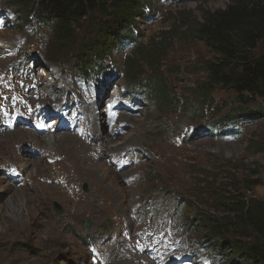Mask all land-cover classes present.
I'll return each mask as SVG.
<instances>
[{
	"label": "rangeland",
	"instance_id": "1",
	"mask_svg": "<svg viewBox=\"0 0 264 264\" xmlns=\"http://www.w3.org/2000/svg\"><path fill=\"white\" fill-rule=\"evenodd\" d=\"M229 2L154 0L151 17L138 22L143 43L174 29L172 45L159 62L168 91L187 95L204 80L203 63L212 56L200 40L181 34L185 20H200L201 11L222 9ZM19 13L9 0H0V91L9 92L0 101V264H112V250L101 246L115 237L121 246L132 242V250L145 256L132 264H237L209 250L216 246L201 221L226 215L220 199L227 197L229 184L243 197H264V119L238 122L227 133L207 132L213 116L219 118L235 104L233 92L218 87L210 94L214 110H206L196 96L183 100L180 109L140 102L125 89L120 73L134 53L130 46L105 59L109 78L94 88L73 90L77 80L71 64L63 59L53 64L44 57L51 30L34 26L32 19L21 23ZM83 38L79 30L78 45ZM262 53L264 39L252 51ZM172 65H180L181 73L167 74ZM143 70L149 71L147 66ZM66 94L74 101L65 100ZM81 117L94 119L91 134L86 132L90 144L72 136L59 140L64 133L81 131ZM15 127L24 129L26 137L13 140L3 133ZM99 133L109 138L105 150L97 149L101 142L93 138ZM48 136L57 137L52 145L45 142ZM81 147L90 148L89 154L82 153L83 163L76 161ZM58 175L65 188L52 182ZM100 182L122 200L121 211L95 193ZM84 219L91 220V229H84ZM143 219L152 236L146 247L140 226L135 231Z\"/></svg>",
	"mask_w": 264,
	"mask_h": 264
},
{
	"label": "trees",
	"instance_id": "2",
	"mask_svg": "<svg viewBox=\"0 0 264 264\" xmlns=\"http://www.w3.org/2000/svg\"><path fill=\"white\" fill-rule=\"evenodd\" d=\"M9 1L20 9L21 23L32 19L51 30L52 39L44 57L53 64L63 59L77 74L105 79L110 69L105 61L115 51L130 46L134 53L125 58L121 71L126 90L155 103L159 109H180L185 104L183 100L196 96L206 110H214L210 94L218 87L232 91L235 104L219 118L213 116L209 129L218 131L230 124L264 119V53L252 54L264 39V0H230L222 9L201 11L200 20H185L181 34L200 40L212 56L203 63L204 80L187 89L184 96L168 91L167 80L160 73L159 62L172 45L174 29L163 30L158 40L140 42L137 24L151 17L154 0ZM79 30H83L84 38L78 45ZM74 47L78 51L73 54ZM200 110L201 107L198 113ZM229 186L227 197L220 199L226 215L198 219L206 237L216 246L209 250L222 261L264 264V197L246 198L234 188L236 185Z\"/></svg>",
	"mask_w": 264,
	"mask_h": 264
},
{
	"label": "bare ground",
	"instance_id": "3",
	"mask_svg": "<svg viewBox=\"0 0 264 264\" xmlns=\"http://www.w3.org/2000/svg\"><path fill=\"white\" fill-rule=\"evenodd\" d=\"M24 74V73H23ZM25 75V74H24ZM17 78V77H16ZM27 78V77H26ZM27 81V80H26ZM28 82V81H27ZM26 83V82H25ZM24 83V84H25ZM14 84V83H13ZM14 86V85H13ZM16 86V85H15ZM18 87V86H17ZM25 86H23V88H24ZM10 88V87H9ZM35 88V87H34ZM32 92V91H31ZM8 100V99H7ZM9 101V100H8ZM14 101V100H13ZM25 101H26V99H25ZM32 103V102H31ZM44 103V102H43ZM42 103V104H43ZM33 104V103H32ZM8 105H11V104H8ZM7 107V106H6ZM33 107V106H32ZM8 109V108H7ZM106 109V108H105ZM11 110V109H10ZM1 111V110H0ZM16 113V112H15ZM105 113V112H104ZM106 114V113H105ZM87 116V115H86ZM93 116V115H92ZM28 118H29V116H28ZM40 118V117H39ZM111 118V117H110ZM36 119H38V118H36ZM116 119H119V116H117L116 117ZM94 120V119H93ZM92 119H87V117L85 118V117H81V118H78V122H79V124H81V123H83V126H82V129H81V131H77V134L75 133V132H73L74 133V135H69V134H62L61 136H58V139L59 140H63L64 142H66L67 140H70L71 139V136L72 137H74L75 139H79V140H81L84 144H90V143H88V138H87V136H86V132L88 131L89 133H90V130H88V127L90 128V126L89 125H94V123L92 122L93 121ZM130 120H134L133 118H131ZM1 122V121H0ZM96 122V121H95ZM32 123V122H31ZM118 123V122H117ZM25 125H26V123H25ZM35 125V124H34ZM62 125H64V124H62ZM62 125H60V129H64L63 128V126ZM74 125V124H73ZM82 125V124H81ZM22 126V125H21ZM75 126V125H74ZM78 126V125H77ZM86 127V128H84L85 130H83V127ZM35 129L36 130H42V128L41 127H35ZM34 129V130H35ZM0 130H1V128H0ZM3 130V129H2ZM20 129H16V127L14 128V129H12V130H8V131H4L3 133H5L6 135H11V137H12V139L14 138V139H22V138H24V137H26V132H25V130L23 131V130H21V131H23V132H21V131H19ZM30 130V129H29ZM77 130H80V129H77ZM70 131V130H69ZM26 134V135H25ZM91 134V133H90ZM93 134V133H92ZM107 135V134H106ZM1 136V135H0ZM89 136H91V135H89ZM104 135L102 134V133H99L98 135H96V137L94 136L93 138H96L97 139V141L99 140L101 143L99 144V143H96V145H97V149L98 148H102V150H105V149H107L109 146H111V144H110V141H109V138H107V136L106 137H103ZM92 137V136H91ZM57 137H55V136H53V137H51V136H48V137H46V140H45V142H46V144L47 143H49V145H52V143H53V141H55V139H56ZM92 138V139H93ZM13 139V140H14ZM39 139V138H38ZM42 139V138H41ZM34 141V140H33ZM41 142V141H40ZM43 142V141H42ZM93 143V142H92ZM34 144H39V141H37V140H35L34 141ZM114 145V144H113ZM115 146V145H114ZM116 147V146H115ZM82 148V147H81ZM96 148V147H95ZM83 149V151L79 154L78 152H77V159H76V161H79L80 163H83V161L86 159L85 158V156H83L82 155V153H86L87 152V154H89L90 152V148H88V147H83L82 148ZM92 150V149H91ZM94 150V149H93ZM74 153V152H73ZM112 153V152H111ZM104 156H105V154H104V152L102 153ZM107 154V153H106ZM101 155V154H100ZM90 157H91V155H90ZM92 158V157H91ZM96 160V159H95ZM52 162V161H51ZM51 162H49V164L51 163ZM48 163V162H47ZM113 167H114V165H113ZM124 167V166H123ZM115 169V168H114ZM117 170V169H116ZM105 176V175H104ZM52 177V176H51ZM55 178V177H54ZM52 182L54 183V184H57V185H60L61 187H63V188H65L66 187V182H65V180L64 179H62V176H57L55 179H53L52 180ZM103 182V181H102ZM102 182H100L103 186L100 188H97L96 189V191H95V193L97 194H99V193H102V194H104L105 196H106V198H108L109 200H110V204H111V206H113V207H116L117 208V210L116 211H118L121 207H122V205H123V203H122V200H120V202L119 201H117V200H115V193H113L111 190H109V189H107V187H105L104 186V182L102 183ZM69 190V188H67V191ZM70 191V190H69ZM100 196V195H99ZM94 197V196H93ZM101 199V198H100ZM93 198L91 197V199L88 201V202H90L91 204H93ZM97 200V199H96ZM95 201V200H94ZM108 204V201L106 200V202H105V204ZM100 207V206H99ZM123 208V207H122ZM119 211H121V209L119 210ZM133 216V215H132ZM135 217V216H134ZM133 217V218H134ZM134 220V219H133ZM137 222H138V220H137ZM131 223H132V221H131ZM139 223V222H138ZM149 223H147L144 219L141 221V223H140V225H136V228H135V231L137 232V229H138V226H140V231L142 232L141 234L143 235V238H144V242H146L147 244H145L144 245V242H143V240H142V242H143V244H142V247H146L147 245H149L150 244V237L152 238V236H150V235H148L147 233L148 232H150V227H149V225H148ZM134 225V224H133ZM151 225V224H150ZM134 231V232H135ZM161 231V230H160ZM105 239H107V238H105ZM155 240V239H154ZM160 240V239H159ZM134 241V240H133ZM136 241V240H135ZM130 243H132V242H129V244H127V245H125V246H121V243L119 242V240L115 237V238H113L112 239V241H111V243L108 245V243L107 242H104L103 243V245L101 246V244H100V246H101V248H103L104 250H106L107 252L109 251V250H112L111 251V253H112V259L110 260V262L112 261V264H117V263H124V264H132V263H134V260L136 261V262H138V261H140V259H142V260H144L145 259V256L144 255H142V254H140V255H138V252L136 253V250L135 251H133L132 250V248H131V245H130ZM106 245H108V246H106ZM133 245V244H132ZM149 247V246H148ZM155 247V246H154ZM157 247V246H156ZM99 249V252H102L103 251V249ZM153 248V247H152ZM144 250V249H143ZM145 251V250H144ZM152 253V252H151ZM155 254V253H154ZM168 254V253H167ZM180 254V253H179ZM152 255V254H151ZM154 256V255H153ZM174 257V256H173ZM133 259V260H132ZM159 260V259H158ZM109 262V263H110Z\"/></svg>",
	"mask_w": 264,
	"mask_h": 264
},
{
	"label": "water",
	"instance_id": "4",
	"mask_svg": "<svg viewBox=\"0 0 264 264\" xmlns=\"http://www.w3.org/2000/svg\"><path fill=\"white\" fill-rule=\"evenodd\" d=\"M172 73H178V74H180L181 73V67H180V65H172V66H170L167 69V74H172ZM54 209L56 210L57 213H61V214L63 213L61 211V208L59 207V205H57L56 203H54ZM82 223H83V226H84V229L85 230H89V229L92 228L91 225H90V223H91V220L90 219H84L82 221Z\"/></svg>",
	"mask_w": 264,
	"mask_h": 264
}]
</instances>
